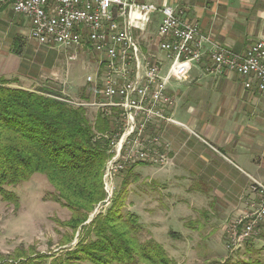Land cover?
I'll return each mask as SVG.
<instances>
[{"label": "built area", "instance_id": "2783aa9c", "mask_svg": "<svg viewBox=\"0 0 264 264\" xmlns=\"http://www.w3.org/2000/svg\"><path fill=\"white\" fill-rule=\"evenodd\" d=\"M7 6L29 21L30 40L58 47L72 62L83 59V68L91 71L85 84L93 87V98L64 96L61 101L110 122L105 199L99 209L112 202L114 181L127 170L169 164L167 127L195 136L173 117L178 103L171 83L185 82L192 69L203 67L209 74L228 71L246 78L245 89L255 85L264 94V38L238 53L202 34L181 11L137 0H0V7ZM155 15L160 20L151 33ZM249 178L255 198L227 231L229 251L248 243L264 223V184Z\"/></svg>", "mask_w": 264, "mask_h": 264}, {"label": "crops", "instance_id": "0c3cea01", "mask_svg": "<svg viewBox=\"0 0 264 264\" xmlns=\"http://www.w3.org/2000/svg\"><path fill=\"white\" fill-rule=\"evenodd\" d=\"M137 1L181 11L185 19L199 24L202 34L238 53L264 38V0ZM0 9L14 15L8 6ZM157 25L155 21L151 33L156 32ZM13 29L19 28L14 25ZM1 48L0 79L13 78L10 87L28 90L24 80L32 82L34 78L29 67L22 65L21 54H11L8 49L3 56L6 53ZM245 82L246 78L234 73L209 74L200 67L190 71L187 81L171 83L170 92L178 103L173 117L188 125L195 136L177 127H167L165 139L171 145L169 164L161 169L138 165L142 167L136 166L126 173L148 176L156 189L166 192L165 200L170 206L166 205L164 212L171 211L168 218H172L171 222L176 220L174 225H198L196 219H189L188 223L181 219L193 209L190 201L201 202L199 210L203 209L207 234L216 231L221 234V240L224 224L229 219L235 221L242 217L255 198L250 192L249 177L264 184V94L258 93L255 85L245 89ZM205 194L207 198H202ZM179 211L186 213L178 214ZM165 222L162 221L163 225ZM251 244L264 251V223L258 227Z\"/></svg>", "mask_w": 264, "mask_h": 264}, {"label": "trees", "instance_id": "16d2710c", "mask_svg": "<svg viewBox=\"0 0 264 264\" xmlns=\"http://www.w3.org/2000/svg\"><path fill=\"white\" fill-rule=\"evenodd\" d=\"M10 84L0 79V200L18 207L9 188L40 174L54 190L52 200L71 212L66 226L76 232L105 199L110 122L101 115L90 122L85 109L61 101L65 97L59 90ZM123 207V195L114 197L105 212L81 228L85 234L76 249L52 264H176L153 241H141L137 218L123 215Z\"/></svg>", "mask_w": 264, "mask_h": 264}, {"label": "rangeland", "instance_id": "374dc122", "mask_svg": "<svg viewBox=\"0 0 264 264\" xmlns=\"http://www.w3.org/2000/svg\"><path fill=\"white\" fill-rule=\"evenodd\" d=\"M4 12L5 14H2ZM154 20L158 23L160 17L155 15ZM14 25L19 29H13ZM28 25L27 19L22 20L12 15L9 10L0 9L1 52L6 53L3 56L7 55L8 49L11 54L12 52L21 54L22 65L29 67L34 78L32 82L24 80L25 88L36 91L47 87L59 90L63 96L62 92L65 90V96L68 95L72 100L83 97L93 98V87L85 84L86 76L91 71L83 68V59L72 62L58 47L38 45L29 39ZM65 75L67 78L64 77ZM61 78L63 83L64 79H68L70 83L65 81L66 86L63 83L60 85ZM94 115L93 111L87 113L90 122H93ZM135 167L127 170L126 173ZM127 175L115 179L114 197L123 195V215L130 214L137 218V223L142 229L139 233L141 241H153L164 250L168 259L176 264H236L254 261L264 264V251L251 244L253 239L241 247L234 248V251L227 250V242L230 238L227 231L237 219L235 221L229 219L224 224V237L221 240V234L218 235L216 231L207 234L208 229L203 225L206 220L202 217L203 209L199 210L202 206L201 202L199 204V201H190L189 205L193 206L192 212L189 210L188 216L181 220L188 223L189 219H196L199 221L198 225L186 224L189 229L184 228L186 226L174 225L176 220L171 222L172 218H168L171 211L164 212L166 205L170 206L165 200L166 192L156 189L152 184L154 182H151L148 176L137 173L132 176ZM9 191L17 196L18 207L0 200V264H52L55 259L64 261L67 251L75 250L78 241L85 234V230L81 231V228L88 227L93 217L99 212H105L111 204L102 205L100 209L99 204L82 227L73 232L66 226L71 212L52 200L51 194L54 190L44 176L35 174L28 182L9 188ZM169 196L172 198L170 193ZM201 197L207 198L206 194ZM180 213L186 212L179 211L178 214ZM162 221L167 222L163 225ZM69 237L72 238L71 242L65 244ZM74 264L90 263L74 262Z\"/></svg>", "mask_w": 264, "mask_h": 264}, {"label": "bare ground", "instance_id": "6f19581e", "mask_svg": "<svg viewBox=\"0 0 264 264\" xmlns=\"http://www.w3.org/2000/svg\"><path fill=\"white\" fill-rule=\"evenodd\" d=\"M107 174H108V165H107V162H106L105 169H104V177H103L104 183H105V178H106ZM241 246H243V245H237V247H241Z\"/></svg>", "mask_w": 264, "mask_h": 264}]
</instances>
